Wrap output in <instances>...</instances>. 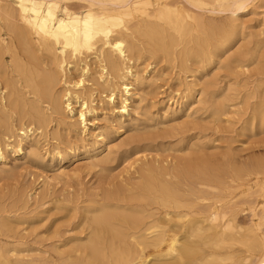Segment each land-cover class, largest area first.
I'll return each instance as SVG.
<instances>
[{
    "label": "bare ground",
    "instance_id": "obj_1",
    "mask_svg": "<svg viewBox=\"0 0 264 264\" xmlns=\"http://www.w3.org/2000/svg\"><path fill=\"white\" fill-rule=\"evenodd\" d=\"M261 2L0 0V175L15 172L10 162L40 160V150L51 141L50 160L63 163L69 154L75 161L78 149L61 147V128L68 135L86 134L88 123L97 121L89 116L96 112L98 95L116 107L114 113L121 110L118 136L126 130L125 120L133 121L135 135L119 147L125 156L133 145L151 143L165 123L147 111L141 123L132 115H140V107L133 109L137 102L145 103L141 88L160 81L159 63L178 68V88H184L176 89L174 121L183 113L192 117L196 105V113L219 121L235 104L257 98L250 123L264 128V79L255 94L237 92L235 99L217 96L214 81L219 82L209 79L219 66L231 74L235 66L260 62L264 28L251 34L246 17ZM141 63L149 65L142 71ZM163 116L169 119V111ZM99 133L97 147L83 157L87 166L111 172L107 165L117 147ZM209 141L206 146L214 145ZM196 143L180 142L174 152L189 154L166 166L143 157L128 182L84 202L55 199L52 227L41 233L52 236L50 251L25 245L22 228L33 217L0 208V264H264L263 161L244 164L231 157L228 170H221L214 159L196 154L205 146Z\"/></svg>",
    "mask_w": 264,
    "mask_h": 264
},
{
    "label": "rangeland",
    "instance_id": "obj_2",
    "mask_svg": "<svg viewBox=\"0 0 264 264\" xmlns=\"http://www.w3.org/2000/svg\"><path fill=\"white\" fill-rule=\"evenodd\" d=\"M263 3L261 2V5H256L257 8L253 6L252 10H255L256 14L254 12H251L246 17L247 24L249 28L252 29H249L251 31V34H255L256 32H258L256 31L258 29L262 31V29L264 28ZM253 29H256V32H253ZM262 39H264V37H262ZM262 43L264 44V41H262ZM253 49L254 45L252 44L251 51H253ZM260 52L261 53L259 54V57L262 59H260V62L262 64H260V62L257 64L254 63V65L252 64L251 67L246 69H239L237 68V66H235L236 69L234 67V71L231 72V74L227 73L229 72V70L227 71L225 70V68H221L219 66L217 68L218 70L216 69L213 75L209 77V79L218 80L219 82L217 83L216 81V85H218V87L215 88L216 85L214 81V91L216 90V95L221 96L222 94H224V96L226 95L225 97H231V99H235L236 97L240 96L238 95L239 92H242L240 93L242 94L241 96L248 95L247 92L255 94L258 89V81L264 79V69H262L264 68V46L261 47ZM159 64L155 68V76L159 77L160 81H158L156 85H153L151 87L143 86L141 88L142 93H140L143 94V100L145 97V103L143 101L142 103L144 104L141 103L142 105H140L137 102V104L133 106V109L137 110L138 107H140V117L134 116V114L132 115L134 119H138V121H140L141 123L145 120L143 119V117H146L145 111H147V115H152L156 119V121L160 119L161 122L165 123V127H161L159 128V131H157L159 137H156L157 139L154 138L151 143H149L150 141L148 143H144L147 142L144 141L143 144L140 143L137 146L133 145L131 148L132 151L130 150L127 153V156H125V149H120L119 147L122 146L126 141H128L130 137H132V135H135L133 133L131 135L130 133V128L133 125V121L125 120L124 126L126 130L122 135L118 136L117 128L120 124H118L119 120L117 119L120 117L121 110L117 108V111H115L114 113L113 109L116 110V107L110 105L109 107L106 100H104L105 102H101L100 98L98 99V95L95 96V98L97 97V102L93 104L96 112L95 114H92L93 116H89V119L91 118L97 121H95L94 125L88 123L89 130L86 133L87 135L82 134L80 131H77L78 133L76 132V135L75 132L74 134L71 133L70 135H68L65 129L63 127L61 128L60 135L62 141L64 142L61 144V147L67 148L68 146H72L78 149L79 157H77L75 161L69 154L66 155L63 163H60L59 159H55L53 161L50 160L49 156L46 154V150H51V147L53 148V146L55 145V143L51 141L47 148H42L40 150V160L31 158L29 159V161H21L16 164L14 162H10L8 164L12 168H14L15 172L9 175H0V208L3 209L4 207L5 210H8V213H13L12 215H15L16 213V215H18L20 218L33 217V221H31L30 223H34L32 225L27 224L22 228L28 229H25L26 232H22L24 234H22V236L24 237L23 241L25 245L30 248L40 249L41 252L42 250L48 251L49 249L50 251V249H52L54 241L52 239H49V237L52 238V236L50 235L49 237H43L41 233L46 229V227H52V225L50 226V224H52L51 222L55 218V199H61L65 201L75 200L81 203L90 198L92 194L102 193L106 190L112 189L113 187L122 186L126 183V180L128 182V180L133 177H130V175H133L134 170L138 168L137 164L141 163L140 159L145 156L148 157V161H150V163H155V160H159V163L156 164H160L162 166H166L167 162H170L176 157L186 158V154H189L187 153L188 151L177 154L173 150L177 148L175 146H178L180 142L182 143L184 139H187L188 141L190 140L194 143H204L205 146L196 143L198 146L200 145L201 148L199 149V151H196V154L201 157L203 156V158L214 159V164H216L217 167L218 164L219 166H223L221 167V170L224 167V170H228L227 167L229 164L227 165V163H230L231 157H233L235 160H238V162H245L244 164H248L250 162L254 163L257 161H263L262 164H264V128L260 123L254 124V126L250 123V120L252 118L251 115L253 113L252 109L254 108V103L257 102V98H249V100H247L249 104H235L237 105V107L234 106L236 108L231 109V114L229 113V115L223 117L222 120H215L216 122L212 117H210L209 113L207 115H204V113L200 112L196 113V109L199 108L198 105L194 106L195 109L189 112V114L192 112V117L183 113L177 116V120L174 121L172 119V109L174 108L173 103L177 101L176 92L179 89L181 91H184V88H178L181 87L179 81H177L178 78L176 79V76L178 77L179 73L178 68L173 70V68H171L170 65L168 66V64L166 63H161V67L159 66ZM147 65H149V63H141L140 66L142 68L143 66ZM154 66L155 65H153V67ZM95 68L96 67H94L93 70L94 73L98 71ZM143 68L145 69L146 67ZM143 68L141 69L142 71L144 70ZM161 72L162 74H160ZM162 75H164L165 79ZM74 76H76V74ZM187 78L188 81L193 80L191 77ZM87 86L90 87L91 83L90 86L89 84H87ZM227 87L228 90L226 89ZM217 88L219 89V91ZM60 89L61 87H59V90ZM241 89L245 90L241 91ZM170 97L172 98L170 99ZM250 99L252 100L250 101ZM96 103L97 106H95ZM104 103H106V105H104ZM244 105L246 106L243 108ZM77 107L79 108V105ZM99 107H102V111ZM150 108L152 110H150ZM103 111L105 112L103 113ZM164 111H169L170 113V117L167 120L163 119ZM201 111L206 112L205 110ZM149 112L151 113L148 114ZM186 117L188 118V120L186 119ZM100 118L103 120H100ZM210 118H212L214 122ZM107 120L109 121L108 123L111 122V124L114 125H108ZM185 127H187L188 130ZM81 128L83 127L81 126ZM94 132H100L104 134V136L109 138V141L113 143L112 145L117 147L116 156H114V158H116L113 159L112 163L110 162V164L108 163L107 165V167L110 168L109 170H111V172H104L101 168H92L91 166H87L88 164L86 163L89 159L86 160L83 157V153L86 150L95 149V147H97V144L100 142V139L96 138V135H98V133L95 135ZM160 134H162V136H160ZM87 136H91V139L89 138L90 140H87ZM79 137L81 139L83 138L82 141ZM78 140L81 142H79ZM83 140L85 143L83 142ZM201 140L202 142H199ZM209 140H213L214 145H212L213 143L211 142L210 145L206 146ZM66 144L69 145L66 146ZM135 146L138 148H136ZM64 174L65 176H63ZM261 185L264 188V176H262L261 178ZM20 198L21 200H23L24 198V204L18 202ZM44 238L48 239L45 240Z\"/></svg>",
    "mask_w": 264,
    "mask_h": 264
}]
</instances>
